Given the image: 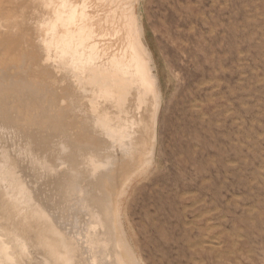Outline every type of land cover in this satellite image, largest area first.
Segmentation results:
<instances>
[{"label": "bare ground", "instance_id": "1", "mask_svg": "<svg viewBox=\"0 0 264 264\" xmlns=\"http://www.w3.org/2000/svg\"><path fill=\"white\" fill-rule=\"evenodd\" d=\"M118 1L75 19V0H0V164L12 171L0 176V264H145L119 201L150 166L141 148L155 149L161 91L140 22ZM58 216L82 221L80 238Z\"/></svg>", "mask_w": 264, "mask_h": 264}, {"label": "rangeland", "instance_id": "2", "mask_svg": "<svg viewBox=\"0 0 264 264\" xmlns=\"http://www.w3.org/2000/svg\"><path fill=\"white\" fill-rule=\"evenodd\" d=\"M105 1L75 0L74 18L121 4ZM126 2L161 91L150 166L119 201L127 237L145 264H264V0ZM39 200H53L44 184Z\"/></svg>", "mask_w": 264, "mask_h": 264}]
</instances>
